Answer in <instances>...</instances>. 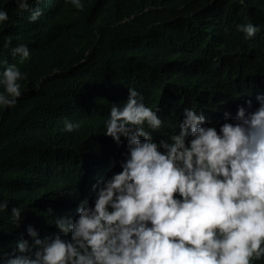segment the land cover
Segmentation results:
<instances>
[{
  "label": "trees",
  "instance_id": "obj_1",
  "mask_svg": "<svg viewBox=\"0 0 264 264\" xmlns=\"http://www.w3.org/2000/svg\"><path fill=\"white\" fill-rule=\"evenodd\" d=\"M28 2L42 9L36 21L0 0L9 17L0 23V72L14 63L27 73L17 103L0 107V200L9 201L0 253L21 235L31 242L28 224L41 238L58 231L55 216L75 218L82 199L93 203L92 185L121 171L127 139L117 144L103 131L129 87L159 109V140L179 130L185 107L211 109L264 84V0H82V10L70 0ZM248 22L258 31L245 39L236 26ZM20 43L29 48L23 61L10 52ZM65 119L79 127L63 131ZM12 206L23 210L18 224Z\"/></svg>",
  "mask_w": 264,
  "mask_h": 264
},
{
  "label": "clouds",
  "instance_id": "obj_2",
  "mask_svg": "<svg viewBox=\"0 0 264 264\" xmlns=\"http://www.w3.org/2000/svg\"><path fill=\"white\" fill-rule=\"evenodd\" d=\"M15 3L28 11L29 21L42 14L28 0ZM70 3L84 8L82 0ZM8 19L0 8V23ZM236 27L245 39L258 31L251 22ZM10 44L6 37L3 47ZM10 52L20 61L29 57L24 43ZM26 75L14 63L0 72V107L17 103L19 81ZM245 92L253 94L252 101ZM158 111L130 87L122 105L112 103L103 133L117 144L127 139L121 171L92 185L93 203L82 199L75 218L55 216L58 231L41 238L28 224L31 242L21 235L13 252L0 253V264H255L264 259V84L217 99L211 109L185 107L179 130L159 140L152 134L161 129ZM78 127L65 119L63 131ZM8 206L7 199L0 200V211ZM22 211L11 207L14 224Z\"/></svg>",
  "mask_w": 264,
  "mask_h": 264
},
{
  "label": "bare ground",
  "instance_id": "obj_3",
  "mask_svg": "<svg viewBox=\"0 0 264 264\" xmlns=\"http://www.w3.org/2000/svg\"><path fill=\"white\" fill-rule=\"evenodd\" d=\"M221 93H223V92H221ZM242 94H244V93H242ZM245 94H247V96L249 97V99L252 101L253 100V94L251 93V92H245ZM249 110H252V108L251 107H249Z\"/></svg>",
  "mask_w": 264,
  "mask_h": 264
}]
</instances>
